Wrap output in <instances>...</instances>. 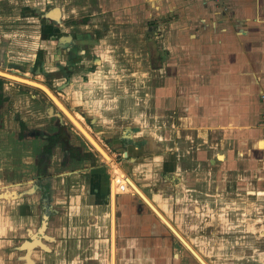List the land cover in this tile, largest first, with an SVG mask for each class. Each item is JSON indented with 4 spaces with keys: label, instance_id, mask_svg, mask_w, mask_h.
<instances>
[{
    "label": "crops",
    "instance_id": "crops-1",
    "mask_svg": "<svg viewBox=\"0 0 264 264\" xmlns=\"http://www.w3.org/2000/svg\"><path fill=\"white\" fill-rule=\"evenodd\" d=\"M90 2L87 8L99 10L84 35L56 38L69 54L63 62L60 52V71L44 70L55 83L72 82L60 96L108 156L76 134L81 146L39 133L56 139L38 156L44 194L26 178L0 192V264H47V255L63 251L69 264H264V6ZM87 43L101 46L103 79L87 71L91 78L76 85L65 70L82 61ZM109 62L116 64L113 87ZM14 154L9 148L5 156ZM20 157L6 171L28 174L30 157L23 150ZM40 215L39 227H25ZM52 217L73 243L36 248ZM25 231L30 238L14 244Z\"/></svg>",
    "mask_w": 264,
    "mask_h": 264
},
{
    "label": "rangeland",
    "instance_id": "rangeland-1",
    "mask_svg": "<svg viewBox=\"0 0 264 264\" xmlns=\"http://www.w3.org/2000/svg\"><path fill=\"white\" fill-rule=\"evenodd\" d=\"M261 1L262 0H255V4L261 3V6H264L263 1ZM89 3H91L90 0H0V70L19 74L47 85L65 107L70 110L67 106L69 102L67 97L64 98L60 96L59 92L71 85L72 82L64 80L63 84L55 83V80L50 79L47 75V71L52 66H55L57 70L60 68V65L57 64L60 58V52L62 61L67 60L69 56L65 50V46H63L64 42H61L62 44H57L56 38L58 36H65V34H73L74 37L84 35V24L92 17L93 12L95 14V12L99 10V8H87ZM56 6L60 7L59 9L62 13H60L59 16H55V20L52 21L48 17L50 15L46 16V12L54 10ZM58 18L59 20L57 21ZM77 46H79L77 49L81 50V44L77 43ZM95 46L98 47L95 48ZM85 48L86 54L82 56V61L77 60V63H75L76 65H74L72 69L67 68V70H65L67 66L63 67L65 63L60 62L61 70H65L66 73H71L73 80L74 78L78 79V82L75 83L76 85H80V81H82L83 78H85L84 81H86V79L88 80V77L92 76V72H95L96 78L101 77L103 79L102 69L103 67L105 69V66L101 65L103 54L100 44L87 43ZM38 54H42L43 57L37 68L36 58ZM74 54L73 56L76 58L78 53L75 52ZM109 63L112 65L110 72L113 77H110L106 84H111L113 87V85H117L114 78H118L116 71H112L116 68V64L115 62ZM109 63L106 65L108 66ZM44 64H48L47 67H44ZM124 64L126 66L128 65L126 63ZM44 68L47 71H45ZM36 69L37 71L35 72ZM87 71L91 72H89L90 75L88 77L85 76ZM61 72L64 73L63 71ZM2 78L7 80L5 86H7V90L11 93L7 92L8 97L4 98L3 102L0 103V192L7 187L9 183L13 181L16 183L18 180L22 181V179L26 178L25 181L31 182V189L39 193L43 192L44 194V187L42 185L44 182L42 181L40 183L39 181L41 175H43L40 174L42 172L39 171V164H41L40 161L42 157L38 156L40 152L46 154L47 151L50 150L51 142L53 144L56 139L55 137L50 139V137L45 138L39 136V133L40 135H43L44 132L59 133L61 137L64 135L66 138L74 140L73 142L75 144L79 143L78 145H80L83 143L88 148L94 149L95 152L100 151L95 148L83 133H81L70 118L44 90L32 84L7 76H3ZM101 78L99 80H101ZM110 79H113V81ZM90 84L92 83L90 82ZM107 88L108 87L105 86L103 89L107 90ZM18 89L20 91H18ZM17 92L19 95H17ZM74 115L76 116V114ZM83 125L105 149L102 142L98 140V136H96L95 132L85 124ZM37 134L38 136H35ZM75 134L77 138L82 140V143L78 141L77 143L75 142ZM26 135L29 137L28 141L23 139ZM9 148L13 149L17 156L14 154L13 157H6L5 154ZM69 149L73 151L72 146ZM22 150L27 152L30 157V159L28 158L29 165L31 166L29 173L27 174L26 171H23L22 167L13 169V172L6 171L5 163H9L11 159H13V161L18 159L21 160L20 153ZM102 156L103 158L107 157L104 154ZM116 168L119 167L115 166V169ZM30 202H32V200ZM46 209H49L48 204L45 208L48 216L50 212ZM43 219L41 215L29 217L25 221V227L27 229L36 226L39 227ZM49 223L50 227L46 232L49 236H42V243L34 242L36 243L34 245L36 248H44L46 245L60 247L62 244L70 246L71 242L73 243V241L69 240L70 235L68 230L62 232L60 231L59 225L54 226L57 222L54 221L53 217L50 219ZM15 227H17V225ZM28 238H30L29 234L25 231L23 232V236L15 239L13 243L19 244ZM0 241L3 240L0 238ZM63 253L64 254L61 253L60 255H53L51 257L47 255V264H52V262L56 261L63 263L66 259V264H69L70 254L66 251H63ZM59 256H61V258ZM31 261L33 262V258H31Z\"/></svg>",
    "mask_w": 264,
    "mask_h": 264
},
{
    "label": "water",
    "instance_id": "water-1",
    "mask_svg": "<svg viewBox=\"0 0 264 264\" xmlns=\"http://www.w3.org/2000/svg\"><path fill=\"white\" fill-rule=\"evenodd\" d=\"M60 7H54V10L58 11V16L60 15ZM50 12V11H49ZM48 11L46 12V16H47ZM52 17V15H50ZM55 19V17H54ZM59 19V18H58ZM57 19V21H58ZM0 74L10 77V78H14L16 80H27L26 83L32 84L34 86H37L39 88H41L42 90H44L50 97L51 99L63 110V112L70 118V120L75 124V126L81 131V133H83L85 135V137L95 146V148H97L102 154H104L105 156H108V153L106 152V150L101 146V144L94 138V136L85 128V126L80 122L79 119H77L73 113L67 109V107L64 106V104L61 102V100L51 91V89L46 86L43 83H40L38 81L35 80H30L28 78H25L21 75H16L13 73H9V72H5V71H1L0 70ZM16 76V77H15ZM24 82V81H22ZM128 180V178H126ZM181 237V236H180ZM182 238V237H181ZM183 239V238H182ZM206 264V263H205Z\"/></svg>",
    "mask_w": 264,
    "mask_h": 264
},
{
    "label": "flooded vegetation",
    "instance_id": "flooded-vegetation-1",
    "mask_svg": "<svg viewBox=\"0 0 264 264\" xmlns=\"http://www.w3.org/2000/svg\"><path fill=\"white\" fill-rule=\"evenodd\" d=\"M66 38H68V37H66ZM66 38H63V40H67ZM38 56V55H37ZM42 57H43V55H42ZM41 57V58H42ZM40 65V64H39ZM37 70H35V72H36ZM9 73H11V72H9ZM14 74V73H13ZM16 75H19V74H16ZM0 76H4V75H1L0 74ZM2 77H0V103H2L3 102V100H4V98H7L8 96H7V86H5L6 84H5V82H7V80H4V78H2ZM5 77V76H4ZM18 91H20L19 89H18ZM53 135H59V133H57V134H53Z\"/></svg>",
    "mask_w": 264,
    "mask_h": 264
},
{
    "label": "built area",
    "instance_id": "built-area-1",
    "mask_svg": "<svg viewBox=\"0 0 264 264\" xmlns=\"http://www.w3.org/2000/svg\"><path fill=\"white\" fill-rule=\"evenodd\" d=\"M260 100H261V102H260V108H261V112H262V114H261V121H260V124L263 126V128H264V90L261 92V94H260ZM126 181L125 182H123V183H121V184H119V187L121 188V189H125V187H126Z\"/></svg>",
    "mask_w": 264,
    "mask_h": 264
},
{
    "label": "bare ground",
    "instance_id": "bare-ground-1",
    "mask_svg": "<svg viewBox=\"0 0 264 264\" xmlns=\"http://www.w3.org/2000/svg\"><path fill=\"white\" fill-rule=\"evenodd\" d=\"M50 14H48L47 13V15H52V16H58V11L57 10H50V12H49ZM6 72V71H5ZM16 77V76H15ZM23 77H25V76H23ZM25 78H28V77H25ZM29 79V78H28ZM20 80V79H19ZM30 80H32V79H30ZM21 81V80H20ZM22 81H24V82H27V80H24V79H22ZM47 86V85H46ZM65 106V105H64ZM114 178H115V176H114ZM124 182V181H123Z\"/></svg>",
    "mask_w": 264,
    "mask_h": 264
},
{
    "label": "trees",
    "instance_id": "trees-1",
    "mask_svg": "<svg viewBox=\"0 0 264 264\" xmlns=\"http://www.w3.org/2000/svg\"><path fill=\"white\" fill-rule=\"evenodd\" d=\"M41 57H42V54H38V56H37V60H36V63H37V68H38V66H39V64H40V62H41ZM37 70V69H36Z\"/></svg>",
    "mask_w": 264,
    "mask_h": 264
}]
</instances>
